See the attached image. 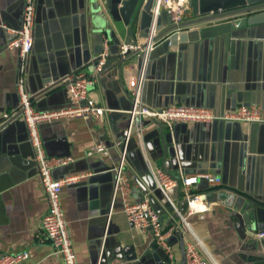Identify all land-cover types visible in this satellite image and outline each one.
<instances>
[{
  "label": "crops",
  "instance_id": "crops-1",
  "mask_svg": "<svg viewBox=\"0 0 264 264\" xmlns=\"http://www.w3.org/2000/svg\"><path fill=\"white\" fill-rule=\"evenodd\" d=\"M24 0H0V128L4 114L20 106L17 81L20 56L7 44L18 29ZM100 16V17H97ZM195 19L190 11L184 22ZM247 16L216 20L173 34L164 48L159 41L146 72L144 103L152 109L173 104L212 109L218 114L242 105L259 106L264 117V23L249 25ZM237 22L240 27H235ZM169 24L161 23L160 32ZM200 32L199 39L190 36ZM147 31L136 22L132 32L119 35L101 0H37L34 50L29 58L26 89L37 110L65 107L69 94L62 80L90 77L102 52L104 37L110 57L90 97L108 112L99 119H66L41 124L43 147L49 157H73L74 163L56 169L55 178L81 175L64 188L62 206L78 264H167L151 234L128 221L115 191V168L121 159L117 141L129 124L132 103L129 82L138 76L140 55L121 64V46L145 44ZM56 84L44 99L36 95ZM144 148L136 136L128 144L126 174L132 184L131 202L146 196L164 225L179 223L176 212L164 203L153 170L163 169L176 179L211 173L222 180L212 188L200 181L190 188L199 197L201 211L188 216L212 261L209 264H264V123L237 122L174 124L145 122ZM97 143L106 145L111 159L88 156ZM228 189L254 203L258 218L245 223L238 207L208 203L205 195ZM169 195L182 214L189 213L180 188ZM238 204L243 200L238 198ZM48 200L37 173L34 149L21 120L0 129V255L30 253L19 264H64L52 243L41 233ZM262 224V226L260 225ZM176 263H183L182 233L170 238Z\"/></svg>",
  "mask_w": 264,
  "mask_h": 264
},
{
  "label": "built area",
  "instance_id": "built-area-1",
  "mask_svg": "<svg viewBox=\"0 0 264 264\" xmlns=\"http://www.w3.org/2000/svg\"><path fill=\"white\" fill-rule=\"evenodd\" d=\"M191 2L192 0H157L153 24L146 40V48L142 49L141 44L137 46L124 44L121 46L122 55L128 51L140 50L143 61L138 76L132 78L129 82L128 90L132 107L128 112L129 125L124 131L123 139L116 143V147L121 150V159L115 168L116 182L111 209L116 199L120 197L128 221L135 229L151 234L154 245L165 251L167 264H177L175 254L169 244L170 238L176 233H182L185 264H209V261H212L205 244L194 232L188 221V216L201 211L200 208L195 206L199 202V197L192 195L190 188L200 181H205L209 186L215 188L222 185V180L211 173L176 179L163 169L153 170L152 174L156 182V188L162 194L164 203L171 206L180 219L179 223L164 225L158 212L151 205L148 196L139 203H133L130 200L133 187L126 174V165L128 163V144L131 138L135 135L139 145L144 148L143 125L145 122L160 123L170 128L179 123L214 124L217 121H223L237 122L246 127L264 123L262 110L255 105H242L236 110H227L222 114H218L212 109L178 104H173L164 109H152L144 103L143 91L146 72L150 57L159 42H154V37L157 34L160 9L168 13L173 24L179 25L184 22L186 15L191 11ZM36 12L37 0H24L21 26L18 29L3 26L4 29L14 35V38L7 44V48L18 52L21 64L17 81L20 106L16 110L4 114L1 125L15 120H21L26 125L29 143L34 149L37 173L48 200V211L42 219L41 233L46 240L52 243L56 253L62 257L64 264H78L62 206L61 194L64 188L77 184L83 176L69 175L60 179L54 177L56 169L67 167L75 160L73 157H49L43 147L40 126L44 123L66 119H99L105 116L108 110L90 97L89 90L100 82L101 73L110 57V42L107 37H104L102 52L99 55L92 76H79L76 78L69 76L61 81V83L66 84L69 94L67 106L57 109L37 110L33 103V96L26 89L27 67L34 50ZM180 31L181 29H178L176 32ZM94 155H100L108 160L111 159L109 148L102 143H97L91 147L88 156ZM175 188H180L185 198L189 209L187 216L180 212L169 195V191ZM255 236L258 240H264V230L258 231ZM29 257L30 253L28 252L1 254L0 264H19Z\"/></svg>",
  "mask_w": 264,
  "mask_h": 264
},
{
  "label": "water",
  "instance_id": "water-1",
  "mask_svg": "<svg viewBox=\"0 0 264 264\" xmlns=\"http://www.w3.org/2000/svg\"><path fill=\"white\" fill-rule=\"evenodd\" d=\"M101 2L109 19L115 26L120 36L125 37L127 32L130 34L137 21H139L141 29L147 31V35L149 34L155 16L157 0H101ZM191 11L195 19L175 25L172 23L168 13L163 11V9H160L157 21L158 26L161 25V23L164 25L169 24V26L162 32H160V27L157 28V34L154 37V42L163 41V46L166 49L172 44L173 34L179 33L176 32L178 29L182 30L184 28L197 27L225 18L247 16L246 22L249 25L264 23V0H192ZM240 26V22L235 24V27ZM190 36H194V38L199 39L200 32L198 30L192 31ZM137 45L139 44L135 43L129 46ZM146 45V43L141 45L142 49H145ZM137 54L140 55L142 63L143 55L140 50L128 51L126 54L118 56L121 59L120 66L122 63L131 60V58ZM55 89L56 84L41 90V92L36 95V98L44 99ZM11 122L1 125L0 129H4ZM238 198L240 201H244L241 206L238 204ZM205 200L208 203H216L220 201L226 207L232 209L237 205L236 207L242 211L245 223L248 227H250L252 220L254 221L258 218V211H256L254 203L247 200L244 196H239L237 192L228 189H220L216 192L206 194ZM260 225L262 226V224ZM155 248L159 250L160 254L167 260L165 251L158 246H155ZM182 250V264H185L184 247Z\"/></svg>",
  "mask_w": 264,
  "mask_h": 264
},
{
  "label": "bare ground",
  "instance_id": "bare-ground-1",
  "mask_svg": "<svg viewBox=\"0 0 264 264\" xmlns=\"http://www.w3.org/2000/svg\"><path fill=\"white\" fill-rule=\"evenodd\" d=\"M195 206H196L197 208H201V207H202V205H200V204H199V205L196 204Z\"/></svg>",
  "mask_w": 264,
  "mask_h": 264
}]
</instances>
